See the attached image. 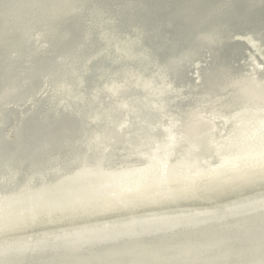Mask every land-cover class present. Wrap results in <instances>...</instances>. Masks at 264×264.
<instances>
[{"label": "bare ground", "instance_id": "6f19581e", "mask_svg": "<svg viewBox=\"0 0 264 264\" xmlns=\"http://www.w3.org/2000/svg\"><path fill=\"white\" fill-rule=\"evenodd\" d=\"M150 6L154 20L160 7L164 16L174 13L188 19L169 0ZM0 7H5L0 10V50L5 46L21 56L27 46L24 42L35 35L43 42L36 45L40 50L68 41L82 44L78 58L69 57L70 67L67 61L51 59L36 75L49 84L47 88L35 83L33 89L12 92V82H18L13 80L8 82L10 91L3 94L4 100L14 97L25 103L42 93V98H34L41 104L32 107V121L51 118L55 102L61 98L59 94L53 97V85L65 87L64 94L70 92L68 96L76 101L64 103L61 126L46 139V148L31 154L26 148L28 161L15 175V166L10 165L15 158L9 161L5 156L6 166L0 153V264L264 262V209L253 205L243 213L214 221L160 223L155 227H169L168 231L125 242L107 240L95 252L66 255L52 242L63 233L82 231L101 221L139 213L154 212L152 217L186 214L264 197L261 51L256 57L251 52L253 56L243 60L241 52L237 57L224 50L217 55L211 53L217 47L201 42V48L184 55L164 53L160 43V50L152 52L150 29L146 24L130 25L126 13L122 20L101 10L99 15L105 20L101 22L94 18L92 8L87 10L90 19L66 16L65 0H0ZM123 10L129 7L125 5ZM205 17L210 22L218 14ZM148 24L153 33L154 26ZM177 30L172 28L170 35ZM198 33L196 39L210 37L206 29L200 28ZM85 38L88 42L83 45ZM81 100L91 102L89 119L83 111L73 110L81 108ZM170 133L178 139L165 151ZM20 147L24 149L25 144ZM84 159L104 163L85 168ZM210 169H215L211 183L196 175ZM192 182L199 189L196 196L168 200L155 195L162 188H182ZM47 206L82 210L49 213ZM49 243L50 247L39 250ZM27 244L38 251L26 253Z\"/></svg>", "mask_w": 264, "mask_h": 264}, {"label": "water", "instance_id": "95a60500", "mask_svg": "<svg viewBox=\"0 0 264 264\" xmlns=\"http://www.w3.org/2000/svg\"><path fill=\"white\" fill-rule=\"evenodd\" d=\"M29 1L30 0H24L25 3ZM157 1L158 0H81V2H78V0H65L68 8L66 16L75 14L76 18L81 19L83 15L85 19H90L91 15L87 10L92 8L94 18H98L101 22H105L99 15L101 10L104 12L109 11L122 20L123 18L121 15L126 13L130 25L137 27L141 24H146L148 26L150 29V45L152 46V52L160 50L161 44L165 47L164 53L177 51L181 55H184L186 52L201 48V42H203L206 43L208 47H217L211 53L214 52L219 55L222 52L221 50H224L232 57H237L241 52L245 55L243 60H246L248 59L246 56L254 55V57H256L259 51L264 49V0H169L175 7L179 8V11L184 12L185 17L188 19L178 17L174 13L164 16V9L160 7V14L156 16L158 18L154 20L155 14L151 13L154 11L150 4L156 3ZM125 5L129 7V10H123V6ZM3 8L0 7V10ZM213 12L218 14V18H214L212 21L208 22L205 16ZM143 13L144 15L146 14V18L143 17ZM145 20L154 26L153 33L151 27ZM200 20H204L205 22L199 26L193 24L195 21ZM72 23H75V20H73ZM174 23H176V25H173ZM172 28H178L180 30H177L174 35H170ZM200 28H203L204 31L205 29L208 30L210 37L196 39L195 36L199 34L198 31ZM232 30H235L237 33H234ZM211 34H213V36H211ZM39 35L41 36V34ZM2 36L3 35H0V39H2ZM172 36L173 38L170 40L169 38ZM211 37L219 39L214 41ZM38 42L41 44L43 43L38 40V35L26 40L24 43L27 46L22 48L24 51H22L21 56H18L17 53L5 46L1 47L0 50V153H3L1 158L3 164L6 166L9 162L5 160V156L9 161L15 158L13 161L14 163L10 164L12 167L15 166V168H13L15 170L14 175L16 171H19V169H21L20 167L28 161V157L24 155V151L27 150L26 148H28L29 151L30 149L32 150L30 154L35 153L40 148H44L46 146V139L52 135L53 129L61 126L60 117L63 116L62 111L64 110V103H66V100H70L71 102L76 101V97L71 95V98V96H68L70 92L64 94L66 90L65 87L53 85L51 88L53 97L59 94L61 98L56 100L51 118L49 120L40 118L39 121H32L31 118H29L33 113L32 107L36 104H41L39 101H34V98H42V93H36L34 98L29 97L27 99L28 102L25 103H23L21 99L14 97L10 99L5 98L6 100L3 99V94L10 91L8 85L9 81L18 80V82H12L14 85L12 92L27 88L33 89L35 83L42 85L43 88H47L46 86L49 84L43 79L39 80L36 75L47 64L48 60L52 59L55 62L64 60L67 61L70 67L69 57L73 56L78 58L82 47V44L68 41L61 44V46L49 48L47 45L48 48L46 47V50L43 48L40 50L36 47ZM87 42L85 38L83 45ZM34 47L35 49H33ZM204 51L207 50L205 49ZM251 52L253 55L250 54ZM261 53L264 55V51H261ZM105 60L110 62L106 58ZM85 63L88 64L87 61ZM185 65L187 66L188 64L186 63ZM81 85L82 84H79L78 86ZM82 100L79 102L81 108L73 110L77 113L83 111L89 119V103L91 102L86 104ZM56 117L58 118L56 119ZM91 117V120H93V115H91ZM6 123L9 124L6 125ZM83 125L86 126L87 124ZM77 128L78 132H80L84 127L82 126L81 129L77 126ZM23 143L25 144L24 149L20 147ZM10 152H13V154H10ZM261 200H264V197H258L253 200L254 202L244 201L238 203V205H236V203L223 208L192 211L186 214L183 212L164 214L158 217H152V215H155L153 214L154 212L149 215H142L143 213H139L131 217L129 216L130 218L126 217L101 221L97 224L85 227L82 231H77L79 229L72 230L55 237L52 242L56 250L62 249L60 251L66 255L70 253L78 255L95 252L98 248H102L107 240H110V242H116V240L127 241L129 239H135L134 237L147 238L152 235H158L162 231H168L169 227L162 228L161 230L155 227V225L160 223L180 222L189 224L196 220L201 222L214 221L221 217H229L230 215L243 213L247 211V209L250 210L249 205H253L252 208H261L259 204ZM50 244L51 243L41 249H37L44 250L50 247ZM33 248V245L27 244L25 252L33 253L38 251Z\"/></svg>", "mask_w": 264, "mask_h": 264}, {"label": "snow or ice", "instance_id": "6c2138e0", "mask_svg": "<svg viewBox=\"0 0 264 264\" xmlns=\"http://www.w3.org/2000/svg\"><path fill=\"white\" fill-rule=\"evenodd\" d=\"M261 51H264V49H262ZM261 71L264 72V66H262ZM259 87H264V85H260ZM262 128H264V122H262ZM177 139L178 138L174 133H170L168 137L169 143L165 145V151H167V149L173 148L177 142ZM180 139L182 140L184 139V137L181 136ZM159 152H160V148L158 147L157 154ZM103 163L104 161L102 160H95V161L90 160V159L83 160V164L85 168L103 166ZM76 164L77 166H79L80 161H77ZM164 167L167 168L168 165L165 164ZM214 172H215V169H210L207 174L204 172H197L196 175L206 178L211 183L214 180V176L212 175V173ZM262 179H264V175H262ZM29 183H31V181H29ZM198 194H199V189L196 187L195 182H192L191 184L186 185L185 187H182V188L169 187L167 190H163L162 188L161 191L155 193V195L160 196L164 199H168V200H177L181 198L196 196ZM259 204H260V207L264 209V200H261ZM46 210L49 211L50 213L53 210H71V211L76 212V211H81L82 209L79 207H75V206L71 207L70 209H62V208L54 207V206H47ZM33 219H35V217H33ZM262 264H264V262H262Z\"/></svg>", "mask_w": 264, "mask_h": 264}]
</instances>
